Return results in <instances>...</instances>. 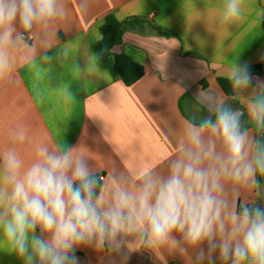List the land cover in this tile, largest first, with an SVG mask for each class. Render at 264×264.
Returning a JSON list of instances; mask_svg holds the SVG:
<instances>
[{
	"label": "clouds",
	"instance_id": "obj_1",
	"mask_svg": "<svg viewBox=\"0 0 264 264\" xmlns=\"http://www.w3.org/2000/svg\"><path fill=\"white\" fill-rule=\"evenodd\" d=\"M86 0H0V81L18 66L44 79L53 61L72 73L99 72V57L82 68L73 45L56 48L58 26ZM245 0H222L218 22L244 17ZM264 18L259 13L258 22ZM42 37L37 54L31 38ZM231 94L201 90L199 111L174 130L175 148L163 166L97 165L83 146L34 136L18 123L0 148V250L23 264H78L76 251L161 250L197 264H264V80L247 62L225 70ZM62 89L74 99L69 86ZM235 102V103H232ZM123 161V159H122Z\"/></svg>",
	"mask_w": 264,
	"mask_h": 264
},
{
	"label": "crops",
	"instance_id": "obj_2",
	"mask_svg": "<svg viewBox=\"0 0 264 264\" xmlns=\"http://www.w3.org/2000/svg\"><path fill=\"white\" fill-rule=\"evenodd\" d=\"M221 2L86 0L83 12L75 7L58 26L51 51L71 43L74 62L82 68L87 55H97L107 15L114 14L120 21L131 17L145 21L125 31L108 60L98 61L95 75L79 78L72 73L71 63L53 61L46 79L24 65L17 67L12 80L0 81V148L8 142V129L24 123L36 137L56 139L61 133L67 144L83 146L99 157L94 162L98 166L123 168L124 162L128 167H162L175 148L174 130L199 111L200 91L223 90L218 79L224 78L233 60L250 66L264 61V18L258 22L264 0H245L244 17L231 26L218 22ZM72 3L79 5L81 0ZM31 43L38 55L44 51L38 33ZM119 54L145 68V75L131 86L114 69ZM254 77L264 80V74ZM63 84L74 99L58 89ZM257 202L264 206V192ZM75 254L78 264H197L194 251L185 257L162 249L157 256L144 249L98 252L84 246ZM0 264L23 261L0 250ZM215 264H220L218 258Z\"/></svg>",
	"mask_w": 264,
	"mask_h": 264
},
{
	"label": "trees",
	"instance_id": "obj_3",
	"mask_svg": "<svg viewBox=\"0 0 264 264\" xmlns=\"http://www.w3.org/2000/svg\"><path fill=\"white\" fill-rule=\"evenodd\" d=\"M262 1L260 0V2ZM144 21L145 18L143 17H131L120 21L114 14L107 15L101 27L102 38L96 46L99 61L106 62L113 48L121 42L125 31ZM154 28L162 32L158 27L154 26ZM163 33L167 36H173L171 31H164ZM114 69L127 86L137 83L145 75L144 66L134 62L125 54L115 56ZM250 71L254 76L263 75L264 61L260 64L250 66ZM218 82L225 93L230 95L231 92L228 82L224 78H219Z\"/></svg>",
	"mask_w": 264,
	"mask_h": 264
}]
</instances>
